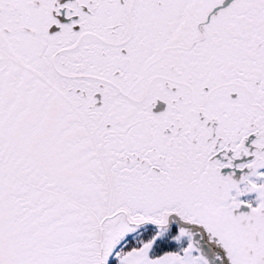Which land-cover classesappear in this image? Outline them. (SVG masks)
<instances>
[{
    "label": "snow or ice",
    "instance_id": "1",
    "mask_svg": "<svg viewBox=\"0 0 264 264\" xmlns=\"http://www.w3.org/2000/svg\"><path fill=\"white\" fill-rule=\"evenodd\" d=\"M0 264H264V0H0Z\"/></svg>",
    "mask_w": 264,
    "mask_h": 264
}]
</instances>
